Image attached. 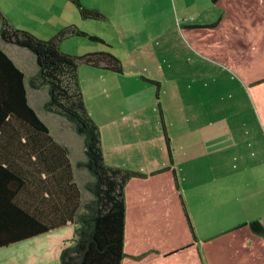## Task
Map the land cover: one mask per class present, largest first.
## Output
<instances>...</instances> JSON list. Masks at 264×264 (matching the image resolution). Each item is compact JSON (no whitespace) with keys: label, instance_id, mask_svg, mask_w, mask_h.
Listing matches in <instances>:
<instances>
[{"label":"crops","instance_id":"0c3cea01","mask_svg":"<svg viewBox=\"0 0 264 264\" xmlns=\"http://www.w3.org/2000/svg\"><path fill=\"white\" fill-rule=\"evenodd\" d=\"M79 1L105 20L77 15L61 27L75 23L101 37L108 46L86 51L108 50L122 66L120 73L78 68L103 160L144 174L124 188L121 264H264V237L247 226L264 219V0H165L163 7L156 0L127 7L121 0ZM162 8L168 23L159 25ZM32 71H23L25 79L37 67ZM178 80L187 88L185 103L173 101ZM33 90L41 92V108L47 89ZM168 92L173 107L161 97ZM26 94L35 110L28 88ZM66 124L62 135L49 131L68 147L76 179L83 181L88 172L75 167L84 159L83 141ZM69 135L79 141L75 156Z\"/></svg>","mask_w":264,"mask_h":264},{"label":"trees","instance_id":"16d2710c","mask_svg":"<svg viewBox=\"0 0 264 264\" xmlns=\"http://www.w3.org/2000/svg\"><path fill=\"white\" fill-rule=\"evenodd\" d=\"M69 1L82 19L106 18L79 0ZM73 36L108 46L101 37L74 24L40 39L14 27L0 9V39L30 51L37 65L36 73L25 79L24 72L0 48V248L75 225L73 237L60 250V264H121L125 255L124 188L129 179L144 174L104 162L99 128L87 111L78 67L120 73L122 66L108 50L81 55L62 52L60 43ZM27 86L46 87L48 96L42 108L64 118L82 138L84 159L75 167L85 169L90 178L77 181L68 147L54 139L30 106ZM161 123L172 164L162 115ZM247 226L264 237V219L252 220Z\"/></svg>","mask_w":264,"mask_h":264},{"label":"rangeland","instance_id":"374dc122","mask_svg":"<svg viewBox=\"0 0 264 264\" xmlns=\"http://www.w3.org/2000/svg\"><path fill=\"white\" fill-rule=\"evenodd\" d=\"M132 1L137 0H121V4L127 7L129 4L132 5ZM109 2L110 1H108V3ZM206 3L207 5H213V2L210 0H206ZM136 5H139L138 7L144 5L150 7L149 2H145V4L139 2ZM156 5L162 7L165 6V0H156ZM0 6L9 12L8 15L13 18L12 22L15 25L19 24L20 27H22L20 28L21 30L28 31L40 39H48L52 37L59 30H61V26L64 24L66 19L75 20L77 15H79L75 5L67 0H0ZM58 7H64L65 12L61 13ZM165 10L166 8H162L158 11L157 19L159 25L168 23V19L164 17ZM13 23L11 24L15 26ZM71 24L75 25V23ZM15 27H17V25ZM0 44L1 46L3 45L2 42H0ZM61 44L62 46L60 50L62 52L74 55H81L89 52L86 51L88 45L100 47L103 45L100 42L90 41L86 38L77 36L73 38H66L63 42H61ZM6 46L11 48L9 50L7 49V53L19 66H21L25 74H31V72H33L32 70L37 67L34 55L30 51L15 45L7 44ZM84 67L87 68V66ZM27 88L30 103L37 111L41 120L47 124L52 134L62 135V128H65L66 126L68 127L66 124L67 121L59 115L47 112L42 107L40 108L39 104L43 102L41 100V92H36L28 86ZM171 90L172 93L175 90L178 95H176L177 97L174 98L173 101L181 102L183 100V103L186 102L187 99L184 97L186 94L184 93L187 88L184 89V84H182L181 81L178 80L177 86H173V89ZM154 91L155 88L153 89V93ZM171 95L172 94L168 92L165 93V95H161V97L165 99V105L173 107L171 103ZM63 121H65V127L62 123ZM74 135L81 138L77 134ZM77 139L72 138V135L66 137V140L72 149V156H75L74 153L79 151V141ZM79 176L80 175H77V180L81 183L82 181ZM75 227V225L65 226L24 241L1 247L0 264H60V250L65 243L70 242V239L75 233Z\"/></svg>","mask_w":264,"mask_h":264}]
</instances>
